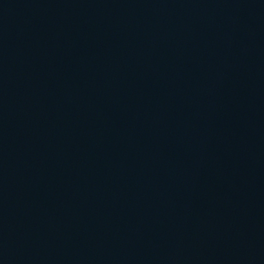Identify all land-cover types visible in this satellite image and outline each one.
Returning <instances> with one entry per match:
<instances>
[{
  "label": "water",
  "instance_id": "95a60500",
  "mask_svg": "<svg viewBox=\"0 0 264 264\" xmlns=\"http://www.w3.org/2000/svg\"><path fill=\"white\" fill-rule=\"evenodd\" d=\"M0 264H264V0H0Z\"/></svg>",
  "mask_w": 264,
  "mask_h": 264
}]
</instances>
